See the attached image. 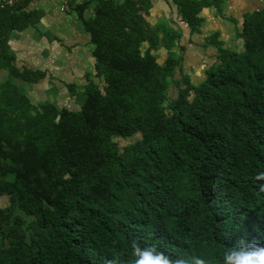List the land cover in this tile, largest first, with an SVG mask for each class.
I'll return each instance as SVG.
<instances>
[{
    "label": "trees",
    "instance_id": "1",
    "mask_svg": "<svg viewBox=\"0 0 264 264\" xmlns=\"http://www.w3.org/2000/svg\"><path fill=\"white\" fill-rule=\"evenodd\" d=\"M225 1L174 2L196 31ZM29 4L0 10V264H133V242L221 264L241 239L264 244V8L242 24L243 51L219 49L193 86L175 80L180 33L151 27V0L75 6L105 85L72 111L36 107L10 81L44 77L9 52L11 33L42 18Z\"/></svg>",
    "mask_w": 264,
    "mask_h": 264
},
{
    "label": "crops",
    "instance_id": "2",
    "mask_svg": "<svg viewBox=\"0 0 264 264\" xmlns=\"http://www.w3.org/2000/svg\"><path fill=\"white\" fill-rule=\"evenodd\" d=\"M86 1L89 0H30L27 11L40 12V22L24 31H14L9 37L8 47L15 58V67L21 72L44 74L43 78L33 82L10 79L36 107L50 104L60 110L78 111L84 104L85 91L90 83L97 84L101 90L104 88L103 79L96 77L89 33L74 10L75 6ZM174 1L151 0L147 21L151 27L165 23L179 31L177 52L182 56L181 67L186 69L193 86H199L206 79L207 71L218 62L220 50L216 45L234 52L243 51L244 42L238 36L242 24L246 16L264 8V0H226L222 17L214 8L202 11L200 16L205 24L206 21L210 23V27L203 34L191 37ZM93 15L94 10L90 8L85 18L90 19ZM214 37L217 38L216 45L211 42ZM162 45L153 52L160 63L168 58ZM182 77L180 69L175 80L180 81ZM8 79V72L1 70L0 83ZM7 205V198L0 197V209Z\"/></svg>",
    "mask_w": 264,
    "mask_h": 264
},
{
    "label": "clouds",
    "instance_id": "3",
    "mask_svg": "<svg viewBox=\"0 0 264 264\" xmlns=\"http://www.w3.org/2000/svg\"><path fill=\"white\" fill-rule=\"evenodd\" d=\"M131 255L133 264H208L205 257L198 255H177L173 258L156 244L133 242ZM221 264H264V244L241 239L235 247L223 253Z\"/></svg>",
    "mask_w": 264,
    "mask_h": 264
},
{
    "label": "rangeland",
    "instance_id": "4",
    "mask_svg": "<svg viewBox=\"0 0 264 264\" xmlns=\"http://www.w3.org/2000/svg\"><path fill=\"white\" fill-rule=\"evenodd\" d=\"M225 7H224V10H222V13L219 15V16H224V14H225ZM202 13V12H201ZM201 13H200V15H201ZM199 15V17H200V19H202L203 21H202V23H201V25L200 26H198L195 30L196 31H193V28H191L188 24H187V27L189 28V30H190V36L191 37H194L196 34H199V33H201V34H203V32L204 31H206L209 27H210V23L208 22V24H207V21H206V24H205V20H204V18L203 17H201ZM204 24H205V26H204ZM208 25V26H207ZM210 42V41H209ZM205 45V44H204ZM216 48H218V49H224V48H222V45H217L216 46ZM228 50V49H227ZM160 62H161V60H160ZM181 69V73H182V75H183V77L184 78H186V77H189L188 76V74H187V71H186V69L184 68V67H180L179 68V70ZM182 77V78H183ZM182 80V79H181ZM180 80V81H181ZM183 86V85H182ZM176 96V93L175 92H172L171 93V97L172 98H174ZM140 139V136L138 135V136H135L134 138H132V139H130V140H127V141H121V140H119L120 141V144H121V147H125V146H127V145H130V144H134L137 140H139Z\"/></svg>",
    "mask_w": 264,
    "mask_h": 264
},
{
    "label": "built area",
    "instance_id": "5",
    "mask_svg": "<svg viewBox=\"0 0 264 264\" xmlns=\"http://www.w3.org/2000/svg\"><path fill=\"white\" fill-rule=\"evenodd\" d=\"M25 0H0V10L4 8H14Z\"/></svg>",
    "mask_w": 264,
    "mask_h": 264
}]
</instances>
